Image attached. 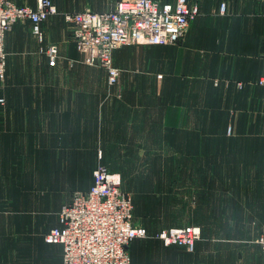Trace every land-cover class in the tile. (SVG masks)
Masks as SVG:
<instances>
[{"label":"crops","instance_id":"obj_1","mask_svg":"<svg viewBox=\"0 0 264 264\" xmlns=\"http://www.w3.org/2000/svg\"><path fill=\"white\" fill-rule=\"evenodd\" d=\"M52 1L58 14L40 24L41 37L25 20L13 25L4 42L7 84L21 78L29 87L23 83L27 76L42 89L27 93L22 86L0 96L6 103L0 108V173L6 164H19L7 176L15 172L22 191L33 148L39 190L36 216L29 219L22 197L12 211L16 215L0 220V264H63L62 246L47 243L45 235L59 226L61 207L92 188L98 150L104 166L123 173L127 160L137 159L131 162L136 164L145 158L142 150H152V133L159 132L168 133L170 143L179 132L182 150L188 138L196 146L197 157H180L182 176L200 182L215 176L217 184L206 195L233 198L226 202L232 212L250 215L245 217L250 227V222L263 227L264 87L258 81L264 77V0H188L199 5L200 15L179 42L126 45L113 52L119 77L110 87L121 93L106 91L107 71L84 61L64 19L113 9L120 0ZM12 2L37 9V0ZM49 45L60 50L54 70L45 52ZM93 84L100 92H93ZM148 159L178 163L172 157ZM235 241L221 252L185 256L196 264H264L256 240Z\"/></svg>","mask_w":264,"mask_h":264},{"label":"built area","instance_id":"obj_2","mask_svg":"<svg viewBox=\"0 0 264 264\" xmlns=\"http://www.w3.org/2000/svg\"><path fill=\"white\" fill-rule=\"evenodd\" d=\"M221 13L226 12L222 5ZM58 14L52 0H37V9L19 7L12 0H0V80L5 79V37L13 25L30 20L41 37L40 24ZM200 15L197 3L176 0L161 4L156 0H120L103 12L85 10L65 14L72 25V39L85 62L103 68L114 86L119 70L113 65V52L126 45H168L179 42ZM46 55L51 65L59 59L57 45H49ZM264 87V77L258 81ZM0 99V104L4 105ZM94 183L86 193H77L59 212V226L45 236L49 244L63 248V264H132L129 247L145 239L146 228L134 224V201L122 190L120 174L98 165ZM202 234L200 227L171 228L158 235L166 246L194 252ZM264 251V230L257 240Z\"/></svg>","mask_w":264,"mask_h":264},{"label":"rangeland","instance_id":"obj_3","mask_svg":"<svg viewBox=\"0 0 264 264\" xmlns=\"http://www.w3.org/2000/svg\"><path fill=\"white\" fill-rule=\"evenodd\" d=\"M33 31L35 33L34 28ZM72 42L78 50L73 39ZM7 58L6 53L5 79L0 80V96L7 90L8 92H20L22 86L25 89L24 92L27 93L38 92L42 89L33 82L32 77L28 79L27 76H24L23 83L29 84V87L21 84V78L13 86H9L7 84ZM60 61L64 60L61 58ZM49 66L54 70L58 63L51 65L49 60ZM17 71L20 70H13V73ZM93 77L101 78L95 72ZM100 89L99 84H93V92H100ZM106 91L108 93L122 92L120 87L114 89L110 85H108ZM2 106L0 104V108H6V103H4V107ZM165 137L167 141L168 133H152V150L143 149L142 153L145 158L140 159V163H131L132 161L137 162V159L127 160L128 165L123 167V173H117L122 178V190L129 193L133 198L135 225L146 228L149 233L147 238L131 243L129 250L132 264H196L195 261L185 255L221 252L223 248L233 245L234 242H237L235 240L238 239L252 238L257 242L264 226L257 227L255 222H250V227L247 219H245L250 215H245L242 212H232V207H228L226 202L233 198H218L206 195V190L212 189L217 184L215 176L210 177L209 180L205 177L204 182L191 178V176H189V179L185 177L186 175L182 176L179 163L181 155L186 156L188 154L189 157H197L198 155V150L195 145H191L190 138H188L189 147L187 146L186 150H182L179 132L174 134L172 143L168 141L165 143ZM131 151L127 150V152ZM97 153L98 158L96 164H93V171L98 165H103L102 152L98 150ZM151 155L152 158L161 160V162L165 158L172 157L178 160V163L172 165L166 163L153 164L148 159ZM34 156L35 149L29 148L28 181L22 182V191H20V181L13 180L16 177L15 172L9 175L11 178L7 176L10 168L17 171L20 168L19 164H6L4 173H0V220L10 221L7 218L16 215L12 211L22 197L23 199L26 198L29 204V219L36 216L35 205L39 201V190H37V166L31 161ZM24 185L27 187L26 189ZM22 215H25V213H22ZM240 220L243 221L240 223ZM239 225L242 226L239 227ZM197 226L201 227L202 234L196 243L194 252H188L185 248L174 245L166 246L158 239L160 233L171 228ZM203 264H207V261H203Z\"/></svg>","mask_w":264,"mask_h":264},{"label":"trees","instance_id":"obj_4","mask_svg":"<svg viewBox=\"0 0 264 264\" xmlns=\"http://www.w3.org/2000/svg\"><path fill=\"white\" fill-rule=\"evenodd\" d=\"M131 247V246H130ZM130 251V250H129Z\"/></svg>","mask_w":264,"mask_h":264}]
</instances>
